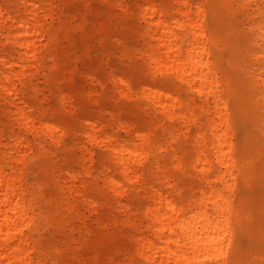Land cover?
Returning a JSON list of instances; mask_svg holds the SVG:
<instances>
[{"label":"rangeland","instance_id":"1","mask_svg":"<svg viewBox=\"0 0 264 264\" xmlns=\"http://www.w3.org/2000/svg\"><path fill=\"white\" fill-rule=\"evenodd\" d=\"M191 1L194 10L205 7L209 33L216 40L214 58L223 56L221 63L217 60L223 76L230 71L233 85L239 87L238 98L233 91L228 92L241 163L235 221L236 246L242 247L244 256L237 264H260L253 252L264 248V236L258 242L248 229L259 224L264 235V142L258 137L254 121L250 80L236 72L239 66L233 70L227 62L228 58H236L250 35L246 28L253 19V3L242 9L237 0ZM0 2L21 11L15 0ZM157 3L167 12L170 24L181 19L174 0ZM149 6L148 0L46 2L50 14L45 18L40 62L31 66L24 80L17 81V87L32 117L60 127L63 134L57 138L23 126L15 115L17 106L0 89V134L5 143L15 137L31 142L27 160L20 167L24 168L25 181L36 191L33 202L40 218L38 235L54 264H146L136 243L140 236L150 233L145 209L153 203L154 191L186 203L208 188L192 166L194 136L199 129L208 136L207 106L167 76L165 64H151L155 56L151 47L156 43L141 18L143 8ZM3 41L0 58L17 63L20 54L10 42ZM1 70L6 67L0 61ZM120 79L129 80L139 93L144 87L168 90L184 107L177 104L179 114L171 119L142 92L131 97L116 83ZM180 113L188 118L181 119ZM88 123H93L94 129ZM188 128L192 132L188 133ZM138 134L149 137L150 153L148 161L139 166L144 182L131 183L113 162L103 140L110 135L120 141H133ZM174 153L184 156L182 168L176 167ZM157 160L166 167L174 188L158 172ZM69 172L75 179L68 180ZM110 179L121 181L126 193H113L107 184Z\"/></svg>","mask_w":264,"mask_h":264},{"label":"bare ground","instance_id":"2","mask_svg":"<svg viewBox=\"0 0 264 264\" xmlns=\"http://www.w3.org/2000/svg\"><path fill=\"white\" fill-rule=\"evenodd\" d=\"M15 1L21 11L0 2V43H5L3 40L10 42L20 54L17 63L0 58L6 67L5 71H0V89L17 106L15 115L23 126L37 134L44 132L57 138L63 134L60 127L40 123L32 117L17 87V81L24 80L31 66L40 62L42 38L46 36L45 18L50 14L46 7L48 0ZM148 1L150 6L143 8L141 18L146 22L147 33L156 43L151 47L155 55L151 64H165L167 76L197 95L203 107L207 106L208 136L200 129L194 136L192 166L200 172V178L208 188H203L196 200L186 203L170 194L154 191L153 203L145 209L150 233L137 240V252L146 264H207V261L237 264L244 256L242 247L236 246L235 221V191L241 163L232 130L228 92L233 91L238 98L239 87L233 85L234 75L230 71L223 76L217 64V60L219 63L224 60L223 56L214 58L216 40L209 33L204 6L194 10L191 0H174L181 19L170 24L167 12L157 0ZM237 1L242 9L253 3L254 11L250 12L253 19L246 28L250 35L244 40L236 58H228L227 62L233 70L239 66L236 72L250 80L248 91L254 106V121L258 137L264 142V0ZM116 83L131 97L142 92L171 119L179 114L177 104L184 107V103L168 90L144 87L139 93L129 80L120 79ZM180 118L185 120L188 117L180 113ZM88 126L95 127L93 123H88ZM187 131L192 132L190 128ZM103 142L126 180L144 182L139 166L149 158L150 140L146 134H138L133 141H120L107 135ZM30 147L31 142L24 137H15L11 143H5L0 134V264H54L38 235L40 218L33 202L36 191L29 187L24 178V168L20 167L27 160ZM172 159L176 167L184 166L182 154L174 153ZM156 165L158 172L165 175L169 186L174 188L166 167L159 160ZM73 179L75 175L69 172L68 180ZM107 184L118 196L126 193L119 180L110 179ZM56 186L59 188L60 182ZM77 192L83 194L81 190ZM89 200L94 203L92 198ZM261 229L259 224L248 229L258 242L264 236ZM56 251H60L59 247ZM253 258L264 264V248H256Z\"/></svg>","mask_w":264,"mask_h":264}]
</instances>
